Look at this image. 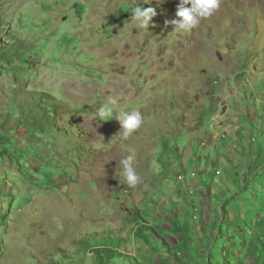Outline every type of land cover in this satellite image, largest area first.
Returning a JSON list of instances; mask_svg holds the SVG:
<instances>
[{
  "label": "rangeland",
  "instance_id": "374dc122",
  "mask_svg": "<svg viewBox=\"0 0 264 264\" xmlns=\"http://www.w3.org/2000/svg\"><path fill=\"white\" fill-rule=\"evenodd\" d=\"M179 3L0 0V264H239L264 252V181L238 193L228 180L252 135L264 160V0H220L190 31L171 23ZM138 6L154 10L146 27ZM104 107L143 122L125 138ZM186 168L202 193L178 179ZM213 192L230 199L222 220Z\"/></svg>",
  "mask_w": 264,
  "mask_h": 264
},
{
  "label": "clouds",
  "instance_id": "9594fccd",
  "mask_svg": "<svg viewBox=\"0 0 264 264\" xmlns=\"http://www.w3.org/2000/svg\"><path fill=\"white\" fill-rule=\"evenodd\" d=\"M188 4L191 5L190 8L185 7V5H188ZM219 6H220V0H180L176 15L178 17H180L181 19L171 21V23L175 26L174 30L175 31H180V30L190 31V30H192L193 28H195L199 24V22L202 18L210 17L219 8ZM131 14H132L133 18L139 22L141 27H146V26H148L151 17L155 13H154V10L152 8H146L145 9V8L138 6V7H134L132 9ZM112 103L115 104L116 102L113 101ZM99 116L101 118L111 116L112 118L117 119L121 124L125 138H127L135 130H137L143 122L142 115L139 111H131V112L126 111V110L115 111L112 107H104V108L99 109ZM212 119H213V123L217 120V118H215L214 116L212 117ZM243 120L245 121V119H243ZM217 122H218V120H217ZM211 125H212V122L210 124V129H212V130L215 129V128H212ZM217 127H219V125L216 126V128ZM221 137L227 138L229 136L227 134H225V132H223L220 134L219 138H221ZM235 139L238 140V137L236 136ZM247 139H249V138H247ZM238 141L236 142V144L238 143L240 145V139ZM241 143H243V142H241ZM120 165L122 166V174H123L124 181L129 186L136 185L139 181V176L132 166V157H130V156L125 157L124 159H122L120 161ZM176 170H178V169H176ZM193 171L197 172L196 176H192ZM182 172H184V174ZM198 176H199V171L196 169L189 171L186 168L184 170H181L178 173V179L180 181H183L185 177H192V178H195L197 180V181H195V179L192 180L191 181L192 183L193 182H199L202 184V185H199L200 188L196 192L193 190H190L189 194H192V195H195V193L197 195L200 190H201L200 193H202L204 190L203 187L205 186V183L203 184L201 182V180H199L197 178ZM180 177H183V178L181 179ZM199 198H200V196H199ZM198 200L195 199V202H197ZM187 208H188V206H187ZM194 211H196V208H194Z\"/></svg>",
  "mask_w": 264,
  "mask_h": 264
},
{
  "label": "trees",
  "instance_id": "16d2710c",
  "mask_svg": "<svg viewBox=\"0 0 264 264\" xmlns=\"http://www.w3.org/2000/svg\"><path fill=\"white\" fill-rule=\"evenodd\" d=\"M242 140H246V137L244 135H242V139H240V145H242L243 143ZM256 141V138L254 135H252L249 139H247V145L245 146V163L243 164V168L240 171V175H238L237 173L234 174V170L235 169H231V171L229 172V174H231L228 178V180L230 182H232L235 185V190L238 193H242V192H252V189L256 188L258 189L260 187V184L258 183V180H260L261 182L264 181V169H263V165H264V160L262 161V159H260V156H257V152H255V148H254V144ZM257 156V159L255 160L254 157ZM218 173H220V170H218ZM197 172H194V175H196ZM264 185L261 183V186ZM221 186V185H219ZM222 192V190L224 188L220 187L219 188ZM230 190V189H229ZM231 192V191H230ZM241 196L239 195V198ZM212 201L215 202L216 205V211L215 208L213 207V210L216 212V217L218 219V217L220 218V220H222L223 218L227 217V214H230V199L227 198L226 201H224V199H222V196L216 194L213 192V195L211 197ZM223 200V201H222ZM229 203V205H228ZM218 204V205H217ZM216 218H214L213 220H215ZM214 222V221H213ZM223 222V221H222ZM194 228V227H193ZM213 229V228H212ZM211 229V234L213 236H215V234L212 232ZM211 236V235H209ZM208 239H211V237H207ZM258 253L254 252L252 254V256H250V258L246 261V262H242V261H238L239 264H254V259L255 261H259L261 259V255L264 253L262 251H258ZM173 255H175L174 253H172ZM174 257V256H173ZM253 262H250V261Z\"/></svg>",
  "mask_w": 264,
  "mask_h": 264
},
{
  "label": "crops",
  "instance_id": "0c3cea01",
  "mask_svg": "<svg viewBox=\"0 0 264 264\" xmlns=\"http://www.w3.org/2000/svg\"><path fill=\"white\" fill-rule=\"evenodd\" d=\"M241 109H242V107H241ZM249 111H250V110H249ZM244 115H246V114H244ZM194 172H195V171L192 172V176H196V175H194ZM201 182H202V181H201ZM197 183H198L199 185H202V184L199 183V182H197ZM180 190H181V192H182L181 194H182V196H183V195L185 194V192H184L181 188L179 189V191H180ZM204 199H205V198H204ZM202 200H203V198H202ZM193 203H194L195 205L199 204V202H198V201L195 202V200L193 201ZM209 205H211V204L209 203ZM211 207H212V206H211ZM146 247H147V246L145 245L144 248L147 249ZM147 257L150 258V257H151V254L148 255V253H147Z\"/></svg>",
  "mask_w": 264,
  "mask_h": 264
},
{
  "label": "built area",
  "instance_id": "2783aa9c",
  "mask_svg": "<svg viewBox=\"0 0 264 264\" xmlns=\"http://www.w3.org/2000/svg\"><path fill=\"white\" fill-rule=\"evenodd\" d=\"M216 121H217V120H216ZM216 121H215V122H216ZM215 122H214V123H212L211 127H213V126L215 125Z\"/></svg>",
  "mask_w": 264,
  "mask_h": 264
}]
</instances>
